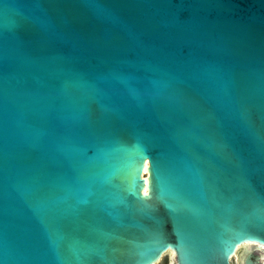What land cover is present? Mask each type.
<instances>
[{
  "label": "water",
  "instance_id": "95a60500",
  "mask_svg": "<svg viewBox=\"0 0 264 264\" xmlns=\"http://www.w3.org/2000/svg\"><path fill=\"white\" fill-rule=\"evenodd\" d=\"M162 257L264 264V0H0V264Z\"/></svg>",
  "mask_w": 264,
  "mask_h": 264
},
{
  "label": "rangeland",
  "instance_id": "374dc122",
  "mask_svg": "<svg viewBox=\"0 0 264 264\" xmlns=\"http://www.w3.org/2000/svg\"><path fill=\"white\" fill-rule=\"evenodd\" d=\"M247 249H249V246H246V247H244V250H247ZM164 257L159 261V263L158 264H163V262H164ZM165 264H173V261H172V259H171V257L170 258H166L165 259V262H164ZM230 264H237L236 263V258L234 257V258H232L231 260H230Z\"/></svg>",
  "mask_w": 264,
  "mask_h": 264
},
{
  "label": "flooded vegetation",
  "instance_id": "af4514ba",
  "mask_svg": "<svg viewBox=\"0 0 264 264\" xmlns=\"http://www.w3.org/2000/svg\"><path fill=\"white\" fill-rule=\"evenodd\" d=\"M162 258H163V257H162ZM164 258L166 259L167 257H164ZM233 258H234V257H233ZM235 258H236V257H235ZM165 259H164V262H165ZM167 259H168V258H167ZM164 262H163V264H165ZM236 263L239 264L237 258H236ZM173 264H174V263H173Z\"/></svg>",
  "mask_w": 264,
  "mask_h": 264
},
{
  "label": "bare ground",
  "instance_id": "6f19581e",
  "mask_svg": "<svg viewBox=\"0 0 264 264\" xmlns=\"http://www.w3.org/2000/svg\"><path fill=\"white\" fill-rule=\"evenodd\" d=\"M143 170H145V166H144V169ZM145 182H146V180H145ZM248 250V249H247Z\"/></svg>",
  "mask_w": 264,
  "mask_h": 264
}]
</instances>
